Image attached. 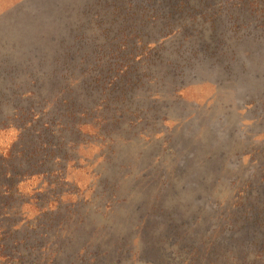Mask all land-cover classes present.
Instances as JSON below:
<instances>
[{"label":"rangeland","instance_id":"1","mask_svg":"<svg viewBox=\"0 0 264 264\" xmlns=\"http://www.w3.org/2000/svg\"><path fill=\"white\" fill-rule=\"evenodd\" d=\"M59 1L0 0V62L7 66L13 56L40 50L52 55L70 44L56 76L52 64L44 66L42 91L51 94L69 85L73 92L68 93L82 106L101 108L108 91L96 78L106 76L103 63L118 45L121 24L100 14L112 2L120 8L132 2L139 9L145 0H64L61 13L55 8ZM183 1L191 5L180 13ZM90 2L94 10L86 6ZM147 2V13L119 14L133 20L149 41L132 56L142 67L126 77L143 80L131 84L130 111L117 118L111 109L82 117L87 123L80 133L67 137L68 159L58 165L55 158L20 184L30 198L20 216L25 222L36 216L33 207L42 197L52 210L84 199L79 210L78 204L71 207L68 225L57 234L36 238L37 254L46 244L62 245V264L74 262L79 251L102 264H129L142 247L150 248V260L163 262L164 243L152 234L163 233L168 219L178 225L187 218L198 221L200 236L215 235L204 240L205 247L221 232L242 245L252 229L240 224L242 207L233 202L245 194L244 187L251 195L246 200L264 207V0L259 6L247 0ZM171 10L174 16L167 14ZM100 21L102 28L96 27ZM88 64L99 67L90 71ZM26 72L39 76L43 69L31 64ZM19 81L33 89L39 85ZM0 84L14 86V80ZM101 129L112 131L111 138ZM16 136L14 126L0 123V157H7Z\"/></svg>","mask_w":264,"mask_h":264},{"label":"trees","instance_id":"2","mask_svg":"<svg viewBox=\"0 0 264 264\" xmlns=\"http://www.w3.org/2000/svg\"><path fill=\"white\" fill-rule=\"evenodd\" d=\"M63 1L60 0L55 6L60 13ZM147 1L145 0L139 9L135 8V4L131 0H129L130 6L124 8H120L119 5L111 1V9L100 14L102 19L108 16L121 24V28L118 29L120 33L118 45L110 48L108 59L103 63V68L108 67L106 76L99 74L96 78L98 83L103 88L105 86L108 91L106 93L108 96L102 99V106H99L101 108L82 106L68 93L73 92V88L69 85L59 88L57 92H50L51 94H45L42 91L44 80L41 77L46 73L44 66L52 64L56 76L58 62L70 44L65 45L63 50L57 49L52 55L40 50V52H31L30 56H27V53L13 56V61L9 65L14 69H10L9 65L5 66L2 64L3 62H0V80H14V86L5 87L0 84V123L6 127L14 126L17 131V138L7 152V157H0V264H62L61 257H64V247L46 244L42 246L44 252L37 254L41 247L37 246L36 238H46L50 232L57 234L58 229L68 225L65 224L66 219L70 217L76 204H78L76 210L81 208V204H85L84 199H79L72 205L62 202L57 209L52 210L45 198L42 197L33 207L37 210L36 216L25 222L20 216L23 212V205L30 203V198H25L20 184L24 182L26 176L31 177L37 168L45 164L48 165L55 158L58 160V165L62 160L68 159L67 137L80 133L81 126L87 123V120L82 117L94 118L97 117L98 111L111 109L113 116L117 118L118 115H124L125 109L130 111L132 105L129 103L132 97L129 96V89L141 84L143 80H127L126 77L142 67L140 63H136L132 59V56L135 51L148 46L149 41L142 32L140 33L133 27V20H125L119 17V14L131 13V16L135 17L140 12L147 13L145 9L148 5ZM247 1L252 6L260 5V0ZM98 2L101 1L98 0ZM178 5L179 12L185 13L191 4L183 1ZM86 6L94 10L93 2L87 3ZM167 14L174 16L175 11L171 10ZM102 25L103 22L100 21L96 27L102 28ZM108 29L105 27L103 31L106 33ZM75 30L82 29L76 28ZM122 45L125 46L124 50L120 47ZM77 51L78 49H76ZM72 55L69 53L70 58ZM75 59L76 56H74V61ZM31 64L43 69L41 75L37 76L26 72V67ZM97 67H99L98 64H94L92 68L90 64L86 65V68H91L90 71L96 70ZM83 71L85 72V69ZM99 71L100 69L96 73ZM129 78L131 79V77ZM19 80H35L36 83L39 82V85L33 89L30 82ZM33 82L31 83L34 84ZM23 83H27V85H22ZM112 83H114L113 89H111ZM112 90H115L113 97ZM64 94H66V98ZM35 111L38 113L35 114ZM37 115L38 117L35 118ZM100 131L105 138H111L112 131L108 132L102 129ZM98 135L101 136V134ZM242 189V193L246 191L242 196L243 201L240 197L233 203L235 207H242L244 224L241 222L240 224L245 225L244 228L252 229V238L245 236V242L242 245L240 241L237 246L233 243V239L228 240L231 238L228 233L221 232L219 237L216 235V238H219L216 242L210 241L205 247L204 240H210L209 237L215 235L208 231L200 236L195 230L198 221L192 222L187 218L180 222L181 225H178L172 219H168L162 224L163 233L156 231L152 234L153 236L157 235V239L161 238L164 243L162 248L165 250L164 253H167V255H163L164 261L150 260V248L142 247L130 257L129 264H264V207L260 208L256 202L246 200L251 195L244 187ZM57 193L60 192L57 191ZM154 215L158 216L159 214ZM21 221H24L22 227L18 225ZM145 221V216L140 219L141 224ZM229 222L233 223L232 219L229 218ZM237 225L233 227L235 228ZM189 227L191 228L190 232L186 230ZM91 253L89 252V254ZM83 255L82 251H79L71 264H75V260L82 264H102L100 259L94 255L89 258H85ZM109 264H115V262H109Z\"/></svg>","mask_w":264,"mask_h":264}]
</instances>
